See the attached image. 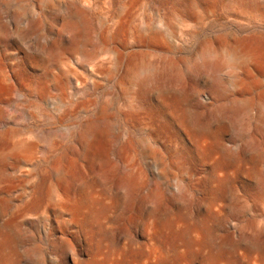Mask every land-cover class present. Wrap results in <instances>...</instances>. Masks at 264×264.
<instances>
[{
  "label": "rangeland",
  "instance_id": "374dc122",
  "mask_svg": "<svg viewBox=\"0 0 264 264\" xmlns=\"http://www.w3.org/2000/svg\"><path fill=\"white\" fill-rule=\"evenodd\" d=\"M0 203V264H264V0H0Z\"/></svg>",
  "mask_w": 264,
  "mask_h": 264
},
{
  "label": "bare ground",
  "instance_id": "6f19581e",
  "mask_svg": "<svg viewBox=\"0 0 264 264\" xmlns=\"http://www.w3.org/2000/svg\"><path fill=\"white\" fill-rule=\"evenodd\" d=\"M83 15V14H82ZM80 17V16H79ZM81 19V18H80ZM84 23V22H83ZM221 43V42H220ZM222 44V43H221ZM208 50V49H207ZM212 53L208 52L207 53V56H211ZM219 58H223V59H228V66L230 68V70L232 71V73H236L238 70H241L243 69V61L240 59V53H238L237 51H231L228 55L226 56H218ZM215 63V62H214ZM212 65V64H211ZM207 67V66H206ZM208 68V67H207ZM210 68V67H209ZM244 101V100H243ZM246 102V101H245ZM244 103V102H243ZM245 104V103H244ZM253 104V103H252ZM230 105V104H229ZM246 105V104H245ZM244 106V105H243ZM248 107V106H247ZM110 120V119H109ZM109 121H108V114L106 113L105 110H103L99 116L94 119L91 123H89L87 125V127H85V130H84V133L83 135L81 136L80 138V145L75 148L73 150V153H74V156H76L77 158H79V160L81 159L82 161H84L85 163L86 162H89L90 164H98L100 162H103L105 159H107V157L105 158V153L107 151V148H108V145H107V141H106V134L108 132H110V127H109ZM111 126V124H110ZM132 141V140H131ZM146 142V141H145ZM17 143V142H16ZM24 143V142H23ZM30 143V142H29ZM130 143V142H128ZM133 143V142H132ZM18 144V143H17ZM27 144V143H26ZM131 144V143H130ZM141 144V143H140ZM110 145V143H109ZM21 146L20 144H18V146L16 147H19ZM151 146V145H150ZM130 147V146H129ZM13 149V148H12ZM110 149V148H109ZM153 149V147H152ZM135 150V149H134ZM144 151L147 153V154H153L152 150L150 149L149 145L148 146H145L144 147ZM25 152V151H24ZM3 154V153H2ZM108 156V155H107ZM4 157V156H2ZM131 158V157H130ZM134 158V157H132ZM4 159V158H3ZM109 159V158H108ZM136 159V158H135ZM149 160V159H148ZM152 161V159H151ZM150 161V162H151ZM108 162V161H107ZM76 163V162H75ZM83 163V162H82ZM158 166L159 167H162L163 166V163L161 162H158ZM102 164V163H100ZM107 164V163H106ZM112 164V163H111ZM94 165V166H95ZM97 165V167H98ZM103 165V164H102ZM128 165V164H127ZM64 166V165H63ZM65 167V166H64ZM108 167V166H107ZM106 167V168H107ZM102 168V167H101ZM157 168V167H156ZM108 169V168H107ZM109 169H112V168H109ZM155 169V168H154ZM105 170V169H104ZM136 171V170H135ZM157 171V170H156ZM155 171V172H156ZM110 172V171H109ZM158 172V171H157ZM156 172V173H157ZM134 173V171H133ZM56 174V173H54ZM135 175V174H134ZM120 177V176H119ZM118 177V178H119ZM140 177V176H139ZM139 179V178H138ZM127 180V179H126ZM135 182V181H134ZM140 182V181H139ZM137 183V182H136ZM139 186V185H138ZM137 187V186H136ZM140 187V186H139ZM54 189V188H53ZM81 191V190H80ZM120 191V190H119ZM55 191H53L54 193ZM68 192V190H67ZM76 192V191H75ZM59 192L57 191L54 196H53V199H54V202H55V207H57L58 209H60L59 211H63V212H69V203L67 200L63 199L59 194ZM66 193V192H65ZM68 193H71V192H68ZM52 194V192H51ZM80 194V193H79ZM152 194V193H151ZM62 195V194H61ZM149 195V194H148ZM63 196V195H62ZM68 197V196H66ZM154 197V196H153ZM50 198V197H49ZM73 199V198H72ZM120 199V198H119ZM97 200V199H96ZM102 200V199H101ZM108 200V199H107ZM52 201V200H51ZM123 201V200H122ZM53 203V202H52ZM51 203V206L53 205ZM1 204V203H0ZM38 204V203H37ZM80 205V204H79ZM49 207V206H48ZM80 207V206H79ZM82 207V206H81ZM54 208V207H53ZM2 209V208H1ZM44 209V208H43ZM27 210V209H26ZM55 210V209H54ZM58 211V210H57ZM76 211V210H75ZM79 211V210H78ZM62 212V213H63ZM1 213V212H0ZM81 212L79 211V214ZM71 214V212H70ZM74 216V215H73ZM80 216V215H79ZM150 216V214H149ZM63 218V217H62ZM149 218V217H148ZM152 218V217H151ZM73 220V219H72ZM151 220V219H150ZM60 226V225H59ZM80 226H81V223H80ZM61 227V226H60ZM75 227V226H74ZM82 227V226H81ZM84 227V226H83ZM77 228V227H76ZM81 229V228H80ZM83 230V229H82ZM85 230V229H84ZM61 231V230H60ZM66 228H63L62 232L65 236V233H66ZM36 232V230H35ZM143 232V231H142ZM148 232V231H147ZM38 234V233H37ZM86 234V233H85ZM84 234V235H85ZM143 234V233H142ZM138 236V235H137ZM147 236V235H146ZM149 237V235H148ZM86 241V240H85ZM73 245H72V248H73V254L72 256L75 257V255H78L79 252H80V248L82 247V237H81V234L79 233V235L76 236V238L74 237V240H73ZM72 251V250H70ZM69 251V252H70ZM88 253V252H87ZM77 258V257H76ZM80 258V257H78ZM75 262V261H74ZM77 262V261H76ZM80 262V261H79ZM85 262V261H84ZM72 263V262H71ZM88 263V262H87ZM76 264V263H75ZM84 264V263H83Z\"/></svg>",
  "mask_w": 264,
  "mask_h": 264
}]
</instances>
